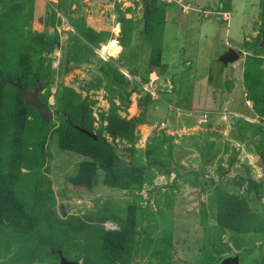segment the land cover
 Segmentation results:
<instances>
[{"label":"rangeland","instance_id":"obj_1","mask_svg":"<svg viewBox=\"0 0 264 264\" xmlns=\"http://www.w3.org/2000/svg\"><path fill=\"white\" fill-rule=\"evenodd\" d=\"M259 160L264 0H0V264H264Z\"/></svg>","mask_w":264,"mask_h":264},{"label":"water","instance_id":"obj_2","mask_svg":"<svg viewBox=\"0 0 264 264\" xmlns=\"http://www.w3.org/2000/svg\"><path fill=\"white\" fill-rule=\"evenodd\" d=\"M237 55L232 53L230 58L235 59ZM9 84L15 87L18 91L22 93V106H32L36 109L37 113L41 116L43 120H49L53 117L52 111L42 103L40 100V91L43 89V83L39 82L32 90L24 89L15 83L9 81ZM94 139H96L95 134H91ZM258 164L264 168L263 160H259ZM59 256L58 264H79L78 261L68 259L66 256L62 254L60 250L56 251ZM220 264H239V257L237 254H229L223 258Z\"/></svg>","mask_w":264,"mask_h":264},{"label":"trees","instance_id":"obj_3","mask_svg":"<svg viewBox=\"0 0 264 264\" xmlns=\"http://www.w3.org/2000/svg\"><path fill=\"white\" fill-rule=\"evenodd\" d=\"M12 82V81H11ZM8 83H9V81H8ZM14 83V82H13ZM16 85H18L17 83H15ZM19 86V85H18ZM21 87V86H20ZM15 88V87H14ZM23 88V87H22ZM16 89V88H15ZM17 90V89H16ZM18 91V90H17ZM20 92V91H19ZM21 93V92H20ZM22 94V93H21ZM21 105V104H20ZM22 107H25V106H22ZM21 106H19V109H21L22 108ZM19 112V110H17V113ZM80 129V128H79ZM81 131H83L85 134H88L89 136H91L92 137V133H88L87 131H85V130H83V129H80ZM92 139H94L93 137H92ZM96 139H97V136H96ZM96 139H94V140H96ZM114 148H115V150H116V152L119 150H117V147H115L114 146Z\"/></svg>","mask_w":264,"mask_h":264},{"label":"crops","instance_id":"obj_4","mask_svg":"<svg viewBox=\"0 0 264 264\" xmlns=\"http://www.w3.org/2000/svg\"><path fill=\"white\" fill-rule=\"evenodd\" d=\"M239 257V256H238Z\"/></svg>","mask_w":264,"mask_h":264}]
</instances>
